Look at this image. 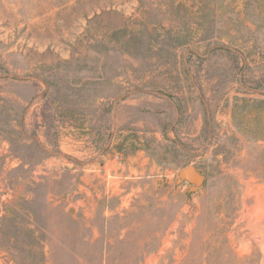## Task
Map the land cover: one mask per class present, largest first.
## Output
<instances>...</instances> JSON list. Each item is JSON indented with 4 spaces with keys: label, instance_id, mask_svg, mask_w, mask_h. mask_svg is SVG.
Instances as JSON below:
<instances>
[{
    "label": "rangeland",
    "instance_id": "rangeland-1",
    "mask_svg": "<svg viewBox=\"0 0 264 264\" xmlns=\"http://www.w3.org/2000/svg\"><path fill=\"white\" fill-rule=\"evenodd\" d=\"M0 264H264V0H0Z\"/></svg>",
    "mask_w": 264,
    "mask_h": 264
},
{
    "label": "water",
    "instance_id": "water-1",
    "mask_svg": "<svg viewBox=\"0 0 264 264\" xmlns=\"http://www.w3.org/2000/svg\"><path fill=\"white\" fill-rule=\"evenodd\" d=\"M185 181L191 185L190 191L196 192L204 185L206 176L196 166L188 165L180 170L176 184L180 185Z\"/></svg>",
    "mask_w": 264,
    "mask_h": 264
}]
</instances>
